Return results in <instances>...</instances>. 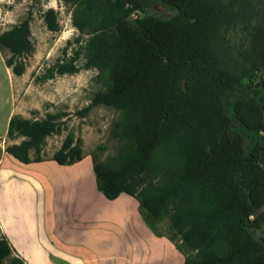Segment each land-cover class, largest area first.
<instances>
[{
	"label": "trees",
	"instance_id": "trees-1",
	"mask_svg": "<svg viewBox=\"0 0 264 264\" xmlns=\"http://www.w3.org/2000/svg\"><path fill=\"white\" fill-rule=\"evenodd\" d=\"M154 1L173 14L130 19L150 0H62L88 38L41 80L77 73L81 57L103 78V90L76 113L86 118L103 106L120 114L111 129L118 154L93 163L96 189L108 200L134 197L145 225L183 254V264H264V21L252 26L246 46H234L229 34L250 19L249 0ZM31 18L28 12L0 34L15 76L34 53ZM43 22L60 31L54 9ZM65 117L13 115L5 153L23 164L81 161L82 141L73 133L45 158L47 139L66 130ZM13 252L0 238V264L9 257L23 264Z\"/></svg>",
	"mask_w": 264,
	"mask_h": 264
},
{
	"label": "rangeland",
	"instance_id": "rangeland-1",
	"mask_svg": "<svg viewBox=\"0 0 264 264\" xmlns=\"http://www.w3.org/2000/svg\"><path fill=\"white\" fill-rule=\"evenodd\" d=\"M144 13H137L138 17L146 15L168 18L173 12L154 0ZM226 1V0H225ZM252 15L248 21L240 23L230 31V42L234 46H246L252 26L264 21V0H249ZM49 8L58 14L60 31L52 33L46 29L43 14ZM31 12V39L34 53L23 59L25 72L15 76L11 69L6 74L5 59L10 54L7 50H0V196L10 192L9 178L16 182L17 193L32 194L27 209L40 210L42 192L38 175L11 162L5 153V147L11 144L6 138L8 120L13 115L26 119H42L48 113L62 112L66 114V130L60 135L49 137L44 147L45 158L50 159L58 150L68 133L82 141V154L88 156L92 163L105 162L108 158L118 154L120 142L111 136L113 124L119 120L120 114L103 106L93 108L86 118H79L76 113L87 107L93 95L103 90V78L98 77L95 69H85V60L81 57L76 65L80 70L73 75L56 76L47 81L41 77L46 70L57 61L68 59L74 51L84 44L88 35L80 33L72 24L73 7L65 5L62 0H0V34L10 27L19 24ZM133 22V20H130ZM5 73V74H4ZM52 161V160H48ZM47 162V161H44ZM13 163V165H12ZM3 170V171H2ZM5 179V182L3 180ZM37 180V181H36ZM96 190V189H95ZM14 194V190H12ZM50 193V190L47 191ZM17 203L23 202L16 197ZM5 204L8 200L4 201ZM36 209V210H35ZM168 221L157 225L159 232L165 234ZM259 236L264 239V227ZM7 258L3 264H9Z\"/></svg>",
	"mask_w": 264,
	"mask_h": 264
},
{
	"label": "crops",
	"instance_id": "crops-1",
	"mask_svg": "<svg viewBox=\"0 0 264 264\" xmlns=\"http://www.w3.org/2000/svg\"><path fill=\"white\" fill-rule=\"evenodd\" d=\"M8 157L34 171L42 190L38 212L27 209L32 194L17 193L10 178L9 194L3 202L0 196V238L23 264H183V254L145 225L134 197L122 193L108 200L97 191L88 156L70 166Z\"/></svg>",
	"mask_w": 264,
	"mask_h": 264
},
{
	"label": "built area",
	"instance_id": "built-area-1",
	"mask_svg": "<svg viewBox=\"0 0 264 264\" xmlns=\"http://www.w3.org/2000/svg\"><path fill=\"white\" fill-rule=\"evenodd\" d=\"M136 16H137L136 12H135V13H132V14L130 15V19H135Z\"/></svg>",
	"mask_w": 264,
	"mask_h": 264
},
{
	"label": "bare ground",
	"instance_id": "bare-ground-1",
	"mask_svg": "<svg viewBox=\"0 0 264 264\" xmlns=\"http://www.w3.org/2000/svg\"><path fill=\"white\" fill-rule=\"evenodd\" d=\"M4 71H5V73L7 74V71L9 72V70L7 69V68H4ZM4 73V74H5ZM8 75V74H7ZM15 164V163H14ZM12 165H13V163H12ZM3 171V170H2Z\"/></svg>",
	"mask_w": 264,
	"mask_h": 264
}]
</instances>
